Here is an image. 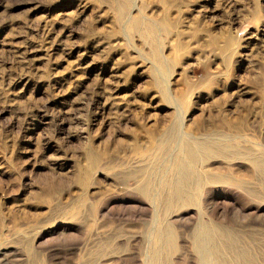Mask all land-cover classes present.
<instances>
[{
	"label": "rangeland",
	"instance_id": "374dc122",
	"mask_svg": "<svg viewBox=\"0 0 264 264\" xmlns=\"http://www.w3.org/2000/svg\"><path fill=\"white\" fill-rule=\"evenodd\" d=\"M221 244L264 264V0H0V264Z\"/></svg>",
	"mask_w": 264,
	"mask_h": 264
},
{
	"label": "bare ground",
	"instance_id": "6f19581e",
	"mask_svg": "<svg viewBox=\"0 0 264 264\" xmlns=\"http://www.w3.org/2000/svg\"><path fill=\"white\" fill-rule=\"evenodd\" d=\"M190 156H191V158L194 159L195 161L199 158L198 154H196V152L193 151V150H190ZM182 171L185 172V169L182 168ZM183 182H184V183L187 182V178H186L185 176H184ZM180 197H181V191H180V188H177V189L175 190V193H174V195H173V198H175V199H179ZM216 234H217V233H216ZM210 241H211V240H210ZM217 241H219L218 238H217ZM212 242H214V241H212ZM230 243H231V242H230ZM200 245H201V244H200ZM198 246H199V245H198ZM223 246L225 247L224 250L222 249ZM232 249H234V247L229 246L228 244L217 245V250H216V251H217L218 254H219L218 259H219L220 264H230V261H229V259L227 258L226 252H227L228 250H232ZM221 252H222V253H221ZM204 254H205V253H203V257L205 258ZM239 254H240V256H238V258H239V260H240V263H243V264H254V263H253V258H252L251 254H250L248 251H246V250H242V251L239 252ZM203 257H202V258H203ZM202 258H201V260H202ZM201 264H208V263H207L206 259H203Z\"/></svg>",
	"mask_w": 264,
	"mask_h": 264
}]
</instances>
